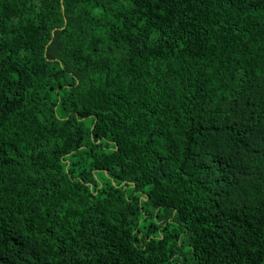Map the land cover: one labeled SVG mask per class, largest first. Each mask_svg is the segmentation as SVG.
Masks as SVG:
<instances>
[{"label":"trees","instance_id":"obj_1","mask_svg":"<svg viewBox=\"0 0 264 264\" xmlns=\"http://www.w3.org/2000/svg\"><path fill=\"white\" fill-rule=\"evenodd\" d=\"M0 264H264V0H0Z\"/></svg>","mask_w":264,"mask_h":264}]
</instances>
